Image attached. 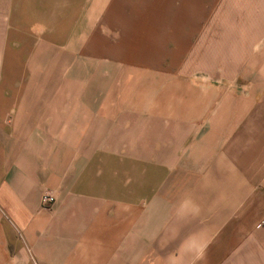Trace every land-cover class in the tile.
I'll return each mask as SVG.
<instances>
[{
    "label": "crops",
    "instance_id": "obj_1",
    "mask_svg": "<svg viewBox=\"0 0 264 264\" xmlns=\"http://www.w3.org/2000/svg\"><path fill=\"white\" fill-rule=\"evenodd\" d=\"M0 264H264V0H0Z\"/></svg>",
    "mask_w": 264,
    "mask_h": 264
},
{
    "label": "built area",
    "instance_id": "obj_2",
    "mask_svg": "<svg viewBox=\"0 0 264 264\" xmlns=\"http://www.w3.org/2000/svg\"><path fill=\"white\" fill-rule=\"evenodd\" d=\"M41 201L44 207L48 208L54 204V197L49 192H44L41 196Z\"/></svg>",
    "mask_w": 264,
    "mask_h": 264
},
{
    "label": "rangeland",
    "instance_id": "obj_3",
    "mask_svg": "<svg viewBox=\"0 0 264 264\" xmlns=\"http://www.w3.org/2000/svg\"><path fill=\"white\" fill-rule=\"evenodd\" d=\"M232 9H235V8H232Z\"/></svg>",
    "mask_w": 264,
    "mask_h": 264
}]
</instances>
